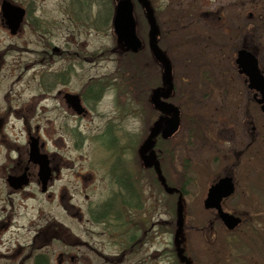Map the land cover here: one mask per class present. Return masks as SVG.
Segmentation results:
<instances>
[{
    "label": "rangeland",
    "instance_id": "1",
    "mask_svg": "<svg viewBox=\"0 0 264 264\" xmlns=\"http://www.w3.org/2000/svg\"><path fill=\"white\" fill-rule=\"evenodd\" d=\"M114 1L82 0L81 34L76 35L81 39V45L76 48L81 57H77L71 69L84 88L90 79L102 84V99L92 104L93 108L80 123L59 110L39 112L45 116L47 126L40 131L41 136L47 149L55 153L60 162V178L52 183L49 192L42 193L35 181L23 191L14 192L6 182L14 163L2 158L8 152L4 147L8 143L13 150L24 151L26 129L30 124L33 128L36 118L41 116H35V120L26 125L15 115L0 118L4 120L0 123V264H11L5 251L15 242L25 246L26 253L33 233L41 228L42 233L34 239V255H46L49 264H59V260H62L60 264H177L169 223L174 217V208L164 193L160 196L163 223L156 236L147 237L146 255L123 258L119 252L121 247L117 250L108 243L106 224L95 221L88 212L93 207L101 208L112 193L108 171L113 161L119 166L125 164L132 176L137 177L135 179L141 177L144 203L151 194L156 197L154 178L140 167L137 155L144 135L140 104L143 92L130 65L131 61L137 62L139 56L125 54L113 32ZM149 1L160 27L159 42L172 65L176 89L173 98L181 111V128L165 143L169 151L176 144L177 152L176 155L174 152L173 162L169 156L163 159V170L169 183L184 184L188 192L183 196L186 229L190 224L201 225L204 212L200 201L205 179L209 173L224 167L221 162L215 165L210 162L213 155L209 149H215L218 144L208 141L207 131L235 112L240 123L244 109L253 106L250 99H246L247 87L234 63V49L245 41V33H250V21L240 14L238 0ZM206 11L211 14L205 16ZM134 18L136 33L145 40L146 24L137 4ZM253 21L258 34L264 33V18ZM259 43L263 50L264 35ZM54 44L61 46L62 42L58 40ZM145 56V69L153 75L156 65L147 52L140 59ZM60 63L61 55L51 52V71L57 70ZM29 70L31 72L25 75L31 76L40 68ZM2 76L0 80L5 79ZM0 90L4 101L7 96L11 99L13 93L21 94V99L25 100L32 93L42 91L30 80L26 84L5 82L0 84ZM61 123L65 124L63 129ZM79 173L84 174L83 180ZM78 209L82 215L79 219L74 215ZM189 235L185 238L186 251L190 253L192 249L195 263L204 264L201 235ZM70 256L74 259H69Z\"/></svg>",
    "mask_w": 264,
    "mask_h": 264
},
{
    "label": "flooded vegetation",
    "instance_id": "2",
    "mask_svg": "<svg viewBox=\"0 0 264 264\" xmlns=\"http://www.w3.org/2000/svg\"><path fill=\"white\" fill-rule=\"evenodd\" d=\"M238 2L240 14L250 21V33H245V41L235 47L234 55L236 56L237 51L241 49L251 52L264 77V49H260L262 47L259 43L264 33L258 34L253 21L264 18V0H238ZM152 10L158 26L157 44L160 47V27L153 6ZM210 14L211 11L204 12L205 16ZM82 15V0H53V2L51 0H0V79L2 73L5 74L2 76L5 79L0 80V84L5 82L26 84L27 80H30L37 85L38 91L42 90L39 93H32L31 97L25 100L21 99V94L13 93L12 97L10 96L11 99H7V96L4 101L0 93V118L15 115L26 125L29 121H34L35 116H41L36 118L33 128L29 123L26 129L27 147L23 152L13 150L9 143L4 146L8 152L2 158L9 163H14L11 173L6 175V182L8 176L24 175L26 178L27 184L18 189L9 186L16 193L23 191L32 181H35L41 190V180L38 176L39 165L30 160L32 142L36 143L38 153L46 156L49 169L45 191L41 192H49L52 183L60 178L58 166L60 162L56 159V154L47 149L40 133L47 126L45 116L39 112L59 110L60 113H69L74 121L80 123L93 108L92 104L102 99V92H100L102 84H98L96 79H90L84 88L83 82L77 79L79 77L71 70L77 62V57H81V53L76 50L77 46L81 45V39H77L76 35L81 34ZM142 15L144 18L143 10ZM144 21L145 40L148 41V24L145 18ZM58 40L62 42L61 46L54 44ZM67 51L71 53L67 54ZM51 52L61 55L60 66L57 70H53L54 72L50 69ZM148 53L156 65V70L152 73L154 76L147 73L145 69L147 56L143 57L139 84L140 91L143 92L140 104L144 120V135L141 142L148 137L154 122L161 115L151 102V96L155 89L163 86L162 64L154 59L149 48ZM125 54L131 53L125 50ZM34 68H40V70L33 72L34 75H25L31 72L29 69ZM236 69L242 83L247 87L246 99H250L253 106L249 110L244 109L240 123H237L238 113L235 112L230 116L227 115V118L223 117L220 123L210 126L207 131L208 141L218 144L215 149H209V153L213 155L210 162L213 165L221 162L224 167L217 172L209 173L205 179L203 198L200 201L204 212L201 225L190 224L186 229L185 226L183 227L181 247L189 264H196L194 255L191 254L192 249L190 253L186 251L185 238L189 233H199L203 239L204 264H264V112L261 109L262 103L259 102L261 99L259 90L250 88L248 76L239 72L237 65ZM172 82L170 95L165 101L179 108L173 98L176 89L174 81ZM47 100L49 103H44ZM161 100L164 98L161 97ZM146 107L149 108L148 111ZM179 112L180 123L173 136L177 135L181 128L180 108ZM0 121L2 123L4 120ZM64 125L61 123L62 129ZM61 127H59L60 131H62ZM45 133L48 132L45 131ZM169 139L165 140L161 133L157 134L153 139L152 151L167 185L177 191L165 193L154 165L145 167L138 156L140 167L154 178L152 184L155 187L156 197L151 194L149 198L146 197L144 203L145 195L141 177L135 179L137 177L132 176L125 164L119 166L113 161L108 171L112 193L101 208L93 207L88 211L95 221L106 224L108 243L117 250L120 246L119 252L123 254V258L146 255L147 237L151 234L156 236L163 223L160 196L164 193L171 200L174 208V217L169 222L172 252L177 264H186L178 258L174 236L177 230L176 205L179 194L181 193L183 197L188 192L186 193L184 184L169 183L165 176L163 159L169 156L173 162L174 152L175 155L177 152L176 144L171 151L166 149L165 143ZM121 162L124 161L121 160ZM82 175L84 176L79 173V177L83 180ZM223 178H229L231 187L229 190L226 188L220 197L210 199L205 205L209 189ZM194 179H191L193 184H195ZM193 189L196 191L195 188ZM221 213L227 214L228 218L235 221L233 227H229L224 222ZM74 215L77 219L82 217L79 209ZM61 227L64 228L63 225ZM43 232H45L44 228ZM39 233H42V228L33 233L30 245L26 246L28 250L26 253L23 251L25 246L21 247L18 242L9 245L5 255L11 259V264H35L34 239ZM37 255H43L48 259L44 254ZM69 259L73 260L74 257L70 256ZM61 261L59 260V264Z\"/></svg>",
    "mask_w": 264,
    "mask_h": 264
},
{
    "label": "water",
    "instance_id": "3",
    "mask_svg": "<svg viewBox=\"0 0 264 264\" xmlns=\"http://www.w3.org/2000/svg\"><path fill=\"white\" fill-rule=\"evenodd\" d=\"M144 9L145 19L148 23V47L152 52L155 60H158L162 64V82L163 86L153 91L151 96V102L154 107L160 111L161 115L156 122H154L150 129L148 137L140 144L138 148V155L145 167L154 165L158 179L161 181L165 192L171 193L177 191L175 188L168 187L165 183L164 177L161 175L158 169V164L155 161V157L152 151L154 137L161 133L163 139L171 137L178 129L179 126V109L172 103H168L162 98H167L170 95L172 89V70L168 58L164 52L159 48L157 44L158 27L153 15V10L150 6L149 0H135ZM11 26V22H10ZM112 28L118 41L125 50L136 53L142 47V42L136 33V21L134 18V2L133 0H115L114 12L112 17ZM236 63L239 67V72L246 74L249 78V87L259 90L262 103V110L264 112V77L260 73L257 66V60L254 55L241 49L237 52ZM169 115V116H168ZM30 160L39 165L38 176L42 182V190H45V184L49 177V169L47 168L46 156L39 154L36 148V143L32 142L30 147ZM154 162V163H153ZM229 178H223L214 184L208 191V197L205 201V205L210 199L220 197L224 194V190H229L230 183ZM9 185L15 189L26 184V178L24 175L19 177H8ZM177 230L174 236V243L177 249L178 258L181 261H185L189 264L187 257L183 253L181 247V234L183 230L184 218H183V203L181 194H179L177 206ZM221 217L229 227H233L235 221L228 218L227 214L221 213Z\"/></svg>",
    "mask_w": 264,
    "mask_h": 264
},
{
    "label": "trees",
    "instance_id": "4",
    "mask_svg": "<svg viewBox=\"0 0 264 264\" xmlns=\"http://www.w3.org/2000/svg\"><path fill=\"white\" fill-rule=\"evenodd\" d=\"M144 39V38H143ZM162 47V45H161ZM163 48V47H162ZM144 52H147L148 54V48L147 46L145 45L144 48L142 50H140L138 53L136 54H131L132 56H139V59H140V56L142 58V54ZM150 56V55H149ZM137 62H132L131 61V72L132 74H134L135 76V79H136V82H138L137 85H139V78L141 77V73H142V68H141V63H142V59H140ZM127 70L130 71V68L127 67ZM35 264H48V259H46V257H44L43 255H36V258H35Z\"/></svg>",
    "mask_w": 264,
    "mask_h": 264
}]
</instances>
